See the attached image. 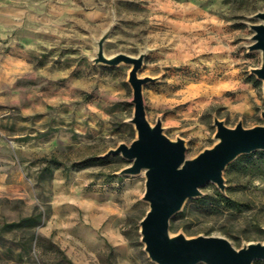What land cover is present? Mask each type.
I'll return each instance as SVG.
<instances>
[{"label":"rangeland","instance_id":"374dc122","mask_svg":"<svg viewBox=\"0 0 264 264\" xmlns=\"http://www.w3.org/2000/svg\"><path fill=\"white\" fill-rule=\"evenodd\" d=\"M264 0H0V264H159L142 240L147 175L105 153L138 135L132 63L145 53L147 117L195 157L215 117L264 124L250 49ZM56 159V160H54ZM190 198L171 232L264 241V149L238 156ZM221 193L228 199H224ZM197 264H208L201 261ZM253 264H264L256 259Z\"/></svg>","mask_w":264,"mask_h":264},{"label":"water","instance_id":"95a60500","mask_svg":"<svg viewBox=\"0 0 264 264\" xmlns=\"http://www.w3.org/2000/svg\"><path fill=\"white\" fill-rule=\"evenodd\" d=\"M256 16L261 21L252 25L255 33L249 47L262 51V64L252 70L264 81V10ZM111 30L112 27L99 39L95 60L112 65L133 64L129 81L134 88L135 113L131 121L136 125L138 135L130 144L122 142L105 155L123 154L133 160L121 173L146 172L144 199L150 203V208L141 220V233L150 257L159 264H197L201 261L253 264L256 259H264V241H251L237 248L225 236L200 234L189 237L184 232H171L172 218L183 210L190 198L203 194V185L214 181L224 190V170L228 164L241 154L264 149V124L246 127L240 120L235 126H229L216 116L217 142L195 157H188L184 138L172 139L164 132L161 119L153 124L147 117L143 86L153 78L139 75L146 54H105L104 43Z\"/></svg>","mask_w":264,"mask_h":264},{"label":"trees","instance_id":"16d2710c","mask_svg":"<svg viewBox=\"0 0 264 264\" xmlns=\"http://www.w3.org/2000/svg\"><path fill=\"white\" fill-rule=\"evenodd\" d=\"M54 160H56V159H54ZM221 196H222V198H224V199H228L225 195H223L222 193H221Z\"/></svg>","mask_w":264,"mask_h":264}]
</instances>
